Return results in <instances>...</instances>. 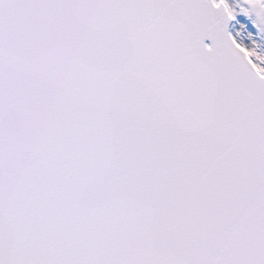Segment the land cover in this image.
Listing matches in <instances>:
<instances>
[{
	"label": "snow or ice",
	"instance_id": "snow-or-ice-1",
	"mask_svg": "<svg viewBox=\"0 0 264 264\" xmlns=\"http://www.w3.org/2000/svg\"><path fill=\"white\" fill-rule=\"evenodd\" d=\"M240 13L264 33V0H0V264H264Z\"/></svg>",
	"mask_w": 264,
	"mask_h": 264
},
{
	"label": "rangeland",
	"instance_id": "rangeland-1",
	"mask_svg": "<svg viewBox=\"0 0 264 264\" xmlns=\"http://www.w3.org/2000/svg\"><path fill=\"white\" fill-rule=\"evenodd\" d=\"M230 2L237 7L234 0H230ZM232 32L233 35L237 36V39H239L241 42L249 46H253V44L259 45V51L264 52L263 38L257 34L254 26L251 25V23L246 20L245 17L241 15L237 16Z\"/></svg>",
	"mask_w": 264,
	"mask_h": 264
},
{
	"label": "water",
	"instance_id": "water-1",
	"mask_svg": "<svg viewBox=\"0 0 264 264\" xmlns=\"http://www.w3.org/2000/svg\"><path fill=\"white\" fill-rule=\"evenodd\" d=\"M238 2H239V4L241 5L242 4V0H238ZM247 16V15H246ZM248 17V16H247ZM249 19H251L252 21H254L255 20V17L253 16V17H248ZM234 22L235 21H232L231 23H230V25H229V28H228V30H229V32L232 34V28H233V25H234ZM254 23V22H253ZM254 26H255V24H254ZM255 29L257 30V32H258V34L260 35V36H263L264 37V33H262L260 30H259V28H257L256 26H255ZM233 35V34H232Z\"/></svg>",
	"mask_w": 264,
	"mask_h": 264
}]
</instances>
